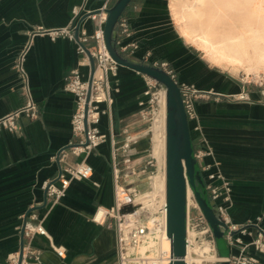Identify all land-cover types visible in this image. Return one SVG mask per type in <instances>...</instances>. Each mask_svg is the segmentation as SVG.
Wrapping results in <instances>:
<instances>
[{
	"label": "crops",
	"instance_id": "1",
	"mask_svg": "<svg viewBox=\"0 0 264 264\" xmlns=\"http://www.w3.org/2000/svg\"><path fill=\"white\" fill-rule=\"evenodd\" d=\"M105 1L0 0V117L26 103L14 63L27 45L24 68L30 96L38 108L35 119L18 118V131L0 129V264H8L9 255L19 252L21 216L32 208L40 216L46 211L41 184L57 175L53 156L74 141L71 119L75 98L64 90V83L69 71L78 66L77 46L66 36L52 37L48 32L80 20L73 19L74 8H83V17ZM175 10L180 16L181 0H132L122 13L131 31L125 42L135 41L138 48L124 56L142 63L148 53L150 61L168 64L178 84H188L199 92L201 96L195 99L197 120L213 152L204 162L216 161L230 183L228 215L237 224L259 217L264 229V85L244 84L207 64L181 35ZM94 25L84 18L80 28L91 34ZM78 69L86 79L88 66ZM110 85L117 91L112 93L111 115L100 119V132L109 136L112 130L117 139L125 129L133 135L140 133L138 103L145 90L144 75L119 66ZM241 94L246 99L240 100ZM164 96L154 121L155 138L165 132ZM189 126L195 149L201 145L200 134L191 130V122ZM147 145L145 138H137L128 154L140 156ZM155 148L162 154L161 163L165 162L161 138ZM110 149L107 139L89 154L86 161L92 175L71 181L65 195L46 214L43 225L48 238L35 235L33 239L40 251V264H116L113 226L92 221L97 207L109 208L113 203ZM80 159L67 153L65 162L70 166ZM198 170L204 182V174ZM50 242L63 250V257L56 255ZM259 260L264 264V256L259 255Z\"/></svg>",
	"mask_w": 264,
	"mask_h": 264
},
{
	"label": "built area",
	"instance_id": "2",
	"mask_svg": "<svg viewBox=\"0 0 264 264\" xmlns=\"http://www.w3.org/2000/svg\"><path fill=\"white\" fill-rule=\"evenodd\" d=\"M110 1L106 0L97 11L86 12L85 18L95 24L91 34L84 28H80L79 24L77 40L74 38V28L84 11L80 7L73 9V19L76 18L78 21L72 22L68 27L48 32L52 37L62 35L75 41L79 56L77 64L88 66L89 72L88 77L83 79L77 66L72 68L65 78L64 90L73 94L75 98V109L71 119L74 141L53 156V161L58 165L57 175L41 184L45 195L46 211L40 216L38 211L32 208L21 216L22 223L19 227L22 238L21 261L19 262V252H15L9 255L8 264H40V251L34 247L33 239L35 235L48 238L43 225L46 214L65 195L71 181L87 179L92 175V167L87 163L86 158L107 139L111 146L113 203L109 208L97 207L92 221L113 226L116 264H169L171 262L170 249H160L154 253L150 249L140 250L153 232L158 231L167 236L165 199L158 202L154 210L151 205L141 202L142 195L152 190L153 177L162 170L165 172V162L161 163L153 154L149 137V130L163 107L161 92L164 89L156 81L144 75L145 90L138 104L140 122L147 124V127L140 132L141 134L133 135L125 129L122 132V138L117 139L112 130L107 136L98 128L101 117L111 115L112 93L117 91L116 88L111 87L110 78L116 76L119 65L109 56L103 40V26ZM115 29L116 48L122 55H132L138 45L135 41L125 42L131 36V31L128 20L123 14L119 17ZM27 49L28 45L20 51L14 63L22 92L26 96V103L17 110L0 117V129L18 131L20 127L17 120L20 116H25L28 120L38 116V108L30 96L24 68ZM87 51L94 60L91 76ZM142 63L161 68L175 80L166 62L150 61L149 54L146 53ZM178 86L187 120L192 123L191 130L200 134L198 140L201 145L194 149V158L204 174V186L209 202L213 208L217 209L218 218L224 224V227L220 226V229L224 232L226 244L230 249L226 258L219 255L212 230L192 190L187 186L183 260L185 264H218L222 261L228 264H259V255L264 256V229L259 224L260 218L242 224L234 223L230 219L227 211L230 204V183L221 173L216 161L204 162L205 158H212L213 152L202 137L195 111V99L201 95L188 84L181 83ZM238 98L246 99L242 94ZM145 135H147L148 145L144 154L136 157L129 155L130 144ZM67 153L81 157L80 161L67 165L65 162ZM50 247L58 257L64 256L63 250L51 242Z\"/></svg>",
	"mask_w": 264,
	"mask_h": 264
},
{
	"label": "water",
	"instance_id": "3",
	"mask_svg": "<svg viewBox=\"0 0 264 264\" xmlns=\"http://www.w3.org/2000/svg\"><path fill=\"white\" fill-rule=\"evenodd\" d=\"M132 0H115L106 10L107 18L103 26V40L109 56L122 67L131 69L156 81L165 90V202L166 231L170 240L171 262L169 264H185V220H186V190L187 186L193 192L194 198L208 222L214 237L219 236L220 226L224 227L218 218L217 209L206 202L201 188L202 178L199 164L194 158V147L182 97L177 82L161 68L134 62L122 55L115 46L116 24L127 5ZM74 28L75 40L78 37L80 22ZM90 61V76L94 69V60ZM90 83V80H89ZM198 186V187H197ZM201 188H200V187ZM22 239L19 249V262L22 255ZM228 255L221 256L226 258ZM218 264H228L222 261Z\"/></svg>",
	"mask_w": 264,
	"mask_h": 264
},
{
	"label": "bare ground",
	"instance_id": "4",
	"mask_svg": "<svg viewBox=\"0 0 264 264\" xmlns=\"http://www.w3.org/2000/svg\"><path fill=\"white\" fill-rule=\"evenodd\" d=\"M175 16L183 22V38L196 44L212 61L240 65L244 59H256L264 65V0H181V15L177 16L175 10ZM249 46H253V57ZM154 129L153 123L149 137L153 154L157 155L159 135L157 138L152 135ZM157 175L160 177L152 182V190L141 197V202L151 205L153 210L165 199V172L162 170ZM145 249L152 253L168 250L170 240L158 231L153 232L140 250Z\"/></svg>",
	"mask_w": 264,
	"mask_h": 264
},
{
	"label": "rangeland",
	"instance_id": "5",
	"mask_svg": "<svg viewBox=\"0 0 264 264\" xmlns=\"http://www.w3.org/2000/svg\"><path fill=\"white\" fill-rule=\"evenodd\" d=\"M177 21L179 23H181V29H182L183 22H181V20H178V19H177ZM181 35H182V31H181ZM195 47L198 49V52L201 54V56H203V58L207 61V64H209L211 67H213L215 69H218V70H221L225 74H227V75H229V76H231L233 78L234 77L237 78L240 82H242L244 84H250V85H256V86H258V85L263 86L264 85V65L260 64V63L258 64L257 63L258 60H256V59H253V60L244 59V63H242L240 65H233V64H230V63H227V62H223V61L214 62L199 47H197V45ZM248 50H249V53H250V57H253V52H252L253 51V46H249ZM257 66H260V67H257ZM163 95H165V91H164ZM146 127H147V124H142L141 132L143 130H145ZM162 133H163L162 136H161V134H159V136H158L159 140H160V138L161 139H165V132H162ZM146 136L147 135H145V137H141V138H143V139L145 138V140H147ZM155 157L159 161H161V154L160 153H157V155L155 154ZM159 175H160V173H159ZM159 175H157V177H154L152 182H154L155 180L159 179V177H160ZM203 181H204V179H203ZM201 191H202V194H203L206 202H209V198H208V194L206 193V190H205L204 182H203V186L201 188ZM157 194H160V196L162 195L161 192H159ZM214 238H215L216 247H217V251H218L219 255L220 256L229 255L230 249H229V247L226 244V240L224 238V232L221 233L219 236H216Z\"/></svg>",
	"mask_w": 264,
	"mask_h": 264
}]
</instances>
